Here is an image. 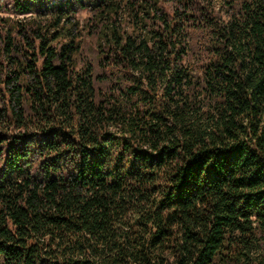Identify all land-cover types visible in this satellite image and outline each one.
Wrapping results in <instances>:
<instances>
[{
    "label": "trees",
    "instance_id": "16d2710c",
    "mask_svg": "<svg viewBox=\"0 0 264 264\" xmlns=\"http://www.w3.org/2000/svg\"><path fill=\"white\" fill-rule=\"evenodd\" d=\"M0 264H264V0H0Z\"/></svg>",
    "mask_w": 264,
    "mask_h": 264
},
{
    "label": "rangeland",
    "instance_id": "374dc122",
    "mask_svg": "<svg viewBox=\"0 0 264 264\" xmlns=\"http://www.w3.org/2000/svg\"><path fill=\"white\" fill-rule=\"evenodd\" d=\"M86 12H87L86 10H79L77 12V14H76L77 15V18L80 19V20L83 19L84 16L87 14Z\"/></svg>",
    "mask_w": 264,
    "mask_h": 264
}]
</instances>
